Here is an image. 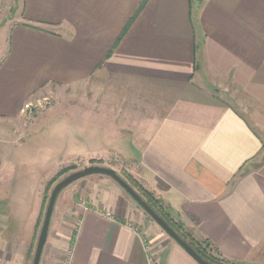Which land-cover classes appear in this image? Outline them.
I'll return each mask as SVG.
<instances>
[{
	"label": "crops",
	"instance_id": "crops-1",
	"mask_svg": "<svg viewBox=\"0 0 264 264\" xmlns=\"http://www.w3.org/2000/svg\"><path fill=\"white\" fill-rule=\"evenodd\" d=\"M2 42L0 264H33L56 168L38 173L33 217L15 212L9 147L25 132L10 131L37 122L25 106L48 92L86 96L85 132L72 126L70 140L83 158L103 159L112 149L95 145L112 135L196 240L230 263L264 264V139L238 102L264 113V0H22ZM109 180L69 201L40 264H149L146 237L157 264H199Z\"/></svg>",
	"mask_w": 264,
	"mask_h": 264
},
{
	"label": "rangeland",
	"instance_id": "rangeland-1",
	"mask_svg": "<svg viewBox=\"0 0 264 264\" xmlns=\"http://www.w3.org/2000/svg\"><path fill=\"white\" fill-rule=\"evenodd\" d=\"M21 7L22 0H0V45L3 44L2 41H4V39L7 37L10 25L19 19ZM82 98L85 100L86 96L81 95L80 98L74 99L71 92L68 93L67 96H57L51 92L47 93V97H42V95H40V99H36L29 103V108L25 107L26 112L23 116V120L27 123L31 121V118L34 116L37 117V122L34 124L32 123L21 130H16L15 133H12V128L10 131V139L12 140H17V138L25 132L24 140L21 142H16L14 145H10L9 147V153L11 154V157L12 154L14 155L12 185L15 189H12L11 191V201L13 204V207L11 208H14L15 212L23 215L25 219H31L33 217L37 209L39 196L41 194L40 190H42V187L40 188L38 185L40 180V175L38 173L41 169H46L48 170V173H50L56 168L53 175H48L49 180L45 193V201L43 203L41 212L39 235L49 203V198L54 186L69 174L84 169L88 166L99 165L113 168L141 195L149 198L145 193V191H147L151 193L155 199L163 201L156 195L154 191L148 190L149 188L146 187V185V188L142 185L141 176L138 169L135 168V165H128V163L125 161L126 155L124 153V145H122L119 140L114 139L112 135H107L101 139L104 144L97 143L95 145L96 149L104 150L106 152L108 151V153L110 148L112 149L109 154L101 151L94 155L103 157L101 160L83 158L87 156V152L86 154L82 151L77 152L74 148H72V144L70 143L72 126H76V128H78L83 133L85 132L83 125H80L82 123L81 119L83 113H80L82 115H79L76 110L78 109L79 105H83ZM236 99L237 98L235 97L234 100ZM238 102L247 105L248 112L245 113L254 124L257 122L260 124L258 129L259 131H262L264 139V113L255 111L254 106H250L249 102L244 98L240 97ZM52 106L56 107L55 110L49 114H46L47 117L45 118L41 111ZM95 119L98 121V118L95 117ZM86 121L87 115L85 114L83 115V122ZM119 129L120 128H118V130ZM122 129L125 128L122 127ZM96 130L100 132L105 130L108 131L109 129L99 128ZM0 136L2 135L0 134ZM127 147L129 148L130 146L127 144ZM80 154L84 156H81ZM66 169L67 171L62 173ZM104 179H110L115 185L118 186V184L114 182L111 177L101 174H94L82 178L62 190L56 201L55 209L51 219L48 241L44 251H46L54 242L55 239L53 237V233L56 231L57 226L60 225V219H65L67 214L70 213L69 211L71 207L69 201L79 203L80 200L84 199L80 196L81 192L88 190V188L95 190L94 184L97 186L105 185L103 182ZM137 183H139L140 186H138ZM140 187L145 190H141ZM123 191L125 192V190ZM126 195L130 197L128 193H126ZM136 204L139 209L144 211L143 208L138 205V203ZM167 206L171 209V217L180 221L179 215L171 208V206L165 203V209L168 211L169 208ZM144 213L147 215L148 219L152 221V223H155L148 213L145 211ZM180 223L182 222L180 221ZM182 224L184 225V230L192 234L190 229L185 226L184 223ZM76 226L77 224L74 225V227ZM170 239L172 238L170 237ZM213 251L214 253H209L207 251V254L210 256L220 257L219 252L215 251L214 249Z\"/></svg>",
	"mask_w": 264,
	"mask_h": 264
},
{
	"label": "water",
	"instance_id": "water-1",
	"mask_svg": "<svg viewBox=\"0 0 264 264\" xmlns=\"http://www.w3.org/2000/svg\"><path fill=\"white\" fill-rule=\"evenodd\" d=\"M101 174L111 177L115 182H117L129 195L134 199L140 207L144 209L145 212L174 240L176 241L191 257H193L199 264H212L206 259H204L187 241H185L177 232L149 205V203L134 189V187L125 180L115 169L92 165L85 167L84 169L75 171L61 181H59L53 188L47 210L45 213L43 225L40 231V235L37 242V247L33 259V264H40L42 254L47 243L49 229L51 224V219L55 209L56 201L59 194L63 189L71 185L72 183L94 175Z\"/></svg>",
	"mask_w": 264,
	"mask_h": 264
},
{
	"label": "trees",
	"instance_id": "trees-1",
	"mask_svg": "<svg viewBox=\"0 0 264 264\" xmlns=\"http://www.w3.org/2000/svg\"><path fill=\"white\" fill-rule=\"evenodd\" d=\"M66 171L67 169L64 170L62 173ZM137 185L140 186L139 183H137ZM140 188L141 190H145L142 187ZM145 193L149 198H146L140 193L139 194L143 198L145 197L144 199L149 203V205H151V207L177 232V234H179L185 241H187L204 259H206L212 264H234L222 259L221 255L220 257L208 255L207 248L211 246V244L208 241L196 240L191 233L184 230V225L180 223V221L173 219V217H171L172 215H171L170 207L167 206L169 208V210L167 211L165 209V203L163 201H159L158 199H155L154 196L147 191H145ZM214 250L217 251L216 249Z\"/></svg>",
	"mask_w": 264,
	"mask_h": 264
},
{
	"label": "built area",
	"instance_id": "built-area-1",
	"mask_svg": "<svg viewBox=\"0 0 264 264\" xmlns=\"http://www.w3.org/2000/svg\"><path fill=\"white\" fill-rule=\"evenodd\" d=\"M29 106L30 105L27 104L25 107L26 108H29ZM106 216L108 218H113V215L111 213H109V212L106 213ZM143 241L145 243L146 251L148 253L149 264H157V263H159V261H160V255H159L158 251L155 249V244L150 243L147 237L144 238ZM207 251L209 253H214L212 246L208 247L207 248Z\"/></svg>",
	"mask_w": 264,
	"mask_h": 264
}]
</instances>
